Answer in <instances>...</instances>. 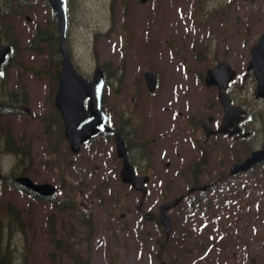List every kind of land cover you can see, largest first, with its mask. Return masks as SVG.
<instances>
[{
  "label": "rangeland",
  "instance_id": "374dc122",
  "mask_svg": "<svg viewBox=\"0 0 264 264\" xmlns=\"http://www.w3.org/2000/svg\"><path fill=\"white\" fill-rule=\"evenodd\" d=\"M46 1L30 0L29 7L18 10L14 4L0 21V36L6 38L4 24L10 23L15 28L8 37L21 46L0 76V100L10 99L17 87L28 94L27 104L16 103L20 113L0 110V171L5 176L0 182V264H264V166L255 175L236 178L227 189L226 207L216 206L208 220L202 215L193 225L177 222L176 236L165 249L160 247L163 226L148 222L138 210L127 211L141 194L117 178L112 140L97 143L99 169L84 173L68 167L65 143L58 140L60 126L52 129L50 121L57 59L52 62L43 44L45 53L27 46L35 28L50 23ZM68 16L67 43L77 69L89 79L96 66L106 71L104 102L107 112V106L114 109L111 117L117 111L123 117L132 106L136 84L143 87V72L150 67L161 75L160 99H146L150 108L176 113L192 103L194 109L203 107L211 91L202 80L221 59L241 75L232 89L237 98L252 113L264 110V101L253 96V77L242 80L250 48L264 30V0H70ZM181 97L184 107L177 109ZM144 107L140 98L135 108L144 114ZM9 137L20 155L7 144ZM190 151L188 146L184 154ZM157 169L143 209L159 212L163 201L184 192L189 174L175 167L162 170L160 163ZM20 175L55 184L57 201L12 187ZM68 201L76 208L62 204ZM125 211L128 215L121 218ZM177 214L171 212L173 219ZM88 215L91 227L81 223Z\"/></svg>",
  "mask_w": 264,
  "mask_h": 264
},
{
  "label": "flooded vegetation",
  "instance_id": "af4514ba",
  "mask_svg": "<svg viewBox=\"0 0 264 264\" xmlns=\"http://www.w3.org/2000/svg\"><path fill=\"white\" fill-rule=\"evenodd\" d=\"M247 77L244 76V79ZM156 80L157 86L153 92H150L144 84L142 87L144 96L141 93L133 96L132 106L123 117L118 115V111L115 117H111L110 112L114 109L107 106L109 126L112 132L102 134L82 145L77 154L70 150L64 126L61 123V136L64 138L66 148L64 150L65 162L69 164L70 168L78 169L84 173H92V167L100 168L95 165L98 141L106 139V137L113 139L114 133L120 132L124 138L128 158L135 174L137 176L147 175L150 178L147 188L159 175L157 164L160 163L162 170L175 167L178 172L189 174L184 192L178 194V197H183L182 202L186 201L188 196H194V200H197L205 194L220 195L221 191L227 189L231 177L240 175L232 176L230 174L231 166L234 163L242 162L250 156L252 151L263 145L264 118L252 120L247 102L238 99L232 91L235 83L230 86L228 92L234 105H241L246 109L247 117L239 124L235 123L233 128L223 125V108L216 87L209 88L211 96L206 99L203 107L194 109V106H189L185 112L182 109L177 111L179 116L177 119L169 117L166 121H163L165 118L158 121L154 107L150 108L144 103V114L135 108L140 98L142 100H157V97L160 99V86L157 77ZM239 88L242 90L245 87L240 86ZM188 146L191 147V151L184 154ZM115 159L118 161L120 170L122 160L118 157ZM163 160L165 161L163 162ZM176 161H181L180 165H176ZM144 205L145 200L141 207L138 208L136 205V208L145 215L150 223H159V214L156 209L145 210L143 209ZM176 208L169 210V213ZM133 209V205H129L127 211ZM127 211L123 212L121 216H127Z\"/></svg>",
  "mask_w": 264,
  "mask_h": 264
},
{
  "label": "water",
  "instance_id": "95a60500",
  "mask_svg": "<svg viewBox=\"0 0 264 264\" xmlns=\"http://www.w3.org/2000/svg\"><path fill=\"white\" fill-rule=\"evenodd\" d=\"M58 20L60 32V50L63 54L62 68L59 73V86L55 96V105L61 112L65 125L66 134L69 138L73 151H77L79 145L106 128V114L103 110V89L104 75L101 67L96 68L92 80L86 79L78 73L72 64L70 55L66 48L65 38L67 29L66 0H49ZM146 0H142L144 2ZM11 52V47L7 44H0V73L2 65ZM252 59L248 69H254L257 80L255 96L264 97V33L259 38L257 44L251 50ZM235 71L226 63L218 64L214 69L209 70L205 77L208 86L218 85L220 88V100L224 105L226 117L237 118V115H245L241 107L231 105L228 94L224 91L228 84L235 77ZM152 75V74H148ZM150 78V76H148ZM89 99V106L86 109V99ZM118 152L126 158L125 148L122 139L117 135ZM264 161V145L262 149L254 151L251 156L241 164L232 166V173L245 172L253 165ZM122 177L125 182L137 184L139 181L134 177L131 166L126 162ZM17 181L43 195L50 196L54 193L55 187L49 183L37 184L29 177H20ZM138 189V185H135ZM144 193L146 190L140 188ZM178 201H172L162 206V222L166 226V231H170V218L165 215L166 209L175 206Z\"/></svg>",
  "mask_w": 264,
  "mask_h": 264
},
{
  "label": "trees",
  "instance_id": "16d2710c",
  "mask_svg": "<svg viewBox=\"0 0 264 264\" xmlns=\"http://www.w3.org/2000/svg\"><path fill=\"white\" fill-rule=\"evenodd\" d=\"M14 4H16L19 7H21V6L26 7L28 4V1L27 0H0V21L1 22H3L2 19L7 17L9 12L13 8ZM4 25H5L6 29L3 31H7L5 34L6 39L9 40L11 42V44L13 45L12 56L10 57L9 61L5 65L7 68V66L13 61L14 56L19 53V49H21V46H19L20 42L18 41V39H15V38L11 39L8 37L10 35V33L13 31L12 25L10 23H5ZM55 35H56L55 22L51 21V23H49L47 27H45V28L37 27L35 29L33 34H31V36L29 37L27 46L31 51H34V52H43V49H41V44H43L45 48H47L49 46L50 57L55 58L58 55V51L56 48L57 44L53 40ZM0 39H1V37H0ZM10 39L14 40V41L12 42ZM19 92L18 93L17 92L10 93L9 98L11 97L12 100H16L17 102L24 101V102H20V103L28 102V100H27L28 96H27L26 91L24 89H21ZM4 100L5 101L2 104L0 103V108L5 109L6 113L16 112V110H18V109L15 110L14 107L11 105V102L8 101L6 98H4ZM10 141H11V139H10ZM1 174L2 173L0 171V177L3 178ZM1 234H2V232L0 229V237H1ZM0 248H1V244H0Z\"/></svg>",
  "mask_w": 264,
  "mask_h": 264
},
{
  "label": "bare ground",
  "instance_id": "6f19581e",
  "mask_svg": "<svg viewBox=\"0 0 264 264\" xmlns=\"http://www.w3.org/2000/svg\"><path fill=\"white\" fill-rule=\"evenodd\" d=\"M14 215V214H13Z\"/></svg>",
  "mask_w": 264,
  "mask_h": 264
}]
</instances>
